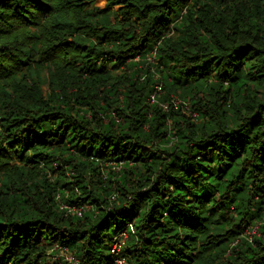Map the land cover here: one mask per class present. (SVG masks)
<instances>
[{
    "label": "trees",
    "instance_id": "1",
    "mask_svg": "<svg viewBox=\"0 0 264 264\" xmlns=\"http://www.w3.org/2000/svg\"><path fill=\"white\" fill-rule=\"evenodd\" d=\"M0 264H264V0H0Z\"/></svg>",
    "mask_w": 264,
    "mask_h": 264
},
{
    "label": "built area",
    "instance_id": "2",
    "mask_svg": "<svg viewBox=\"0 0 264 264\" xmlns=\"http://www.w3.org/2000/svg\"><path fill=\"white\" fill-rule=\"evenodd\" d=\"M156 88L158 89V90H160L161 89V87H160V85H156ZM152 97L153 96H151V100H152ZM72 212L74 211H76V213L77 214H79L80 215V213H81V207H72ZM127 237V232H126V230L125 229H123L122 231H119L118 233H117V236H116V239H115V241H114V243H113V245H112V251H120V248L122 247V245H123V241H124V239ZM121 261L119 260V263H120Z\"/></svg>",
    "mask_w": 264,
    "mask_h": 264
},
{
    "label": "rangeland",
    "instance_id": "3",
    "mask_svg": "<svg viewBox=\"0 0 264 264\" xmlns=\"http://www.w3.org/2000/svg\"><path fill=\"white\" fill-rule=\"evenodd\" d=\"M103 2H100V4H102ZM154 101V96L152 97V102ZM115 163H113V165H114ZM84 207H86L85 205H84ZM74 212V211H73ZM255 230V228H253L252 229V231H254ZM252 231H251V233H252ZM251 233L250 232H248L247 234H248V236L250 237L251 236ZM125 240V239H124ZM123 243H124V241H123ZM62 255H64L65 257H66V259H68V261L70 260V258H71V255L70 254H68V253H66V251H64V252H62Z\"/></svg>",
    "mask_w": 264,
    "mask_h": 264
}]
</instances>
